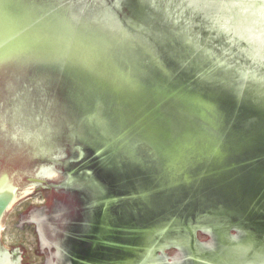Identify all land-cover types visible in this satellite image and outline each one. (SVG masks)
Segmentation results:
<instances>
[{"label":"water","instance_id":"water-1","mask_svg":"<svg viewBox=\"0 0 264 264\" xmlns=\"http://www.w3.org/2000/svg\"><path fill=\"white\" fill-rule=\"evenodd\" d=\"M0 264H264V0H0Z\"/></svg>","mask_w":264,"mask_h":264}]
</instances>
